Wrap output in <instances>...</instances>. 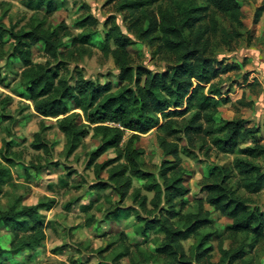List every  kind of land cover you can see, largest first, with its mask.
<instances>
[{"label": "trees", "instance_id": "trees-1", "mask_svg": "<svg viewBox=\"0 0 264 264\" xmlns=\"http://www.w3.org/2000/svg\"><path fill=\"white\" fill-rule=\"evenodd\" d=\"M23 1L33 13L27 23L19 28L12 24L9 28L0 25V39L7 35L11 41L8 59L22 67L17 87L24 90L38 117L56 120L57 129L65 139V158L84 146L90 132L99 139V147L87 154L86 169H92L96 179L90 187L95 197L111 191L118 198L109 206L106 220L112 219L119 225L132 220L131 230L142 241L149 234L155 235L153 257L161 258L160 264H213L210 262L213 248L209 242L221 236L212 230L210 212L205 209L208 206L231 222L225 230L227 238L241 239L235 248H220L217 264H251L245 251L253 254L257 246L264 244V213L251 198L264 192L263 138L259 136V128L251 127L242 118L216 122L219 107L230 102L228 92L223 91V76L239 70L236 64H227L224 58H218L219 53L233 51L248 33L240 2L115 0L117 13H123V21L128 24V35L154 48L168 67L162 72H152L135 65L128 51L131 40L115 18H109L105 22L109 28L98 49L103 57L113 61L117 72L114 89L110 84L99 85L87 80L78 71L73 86L69 84L71 72L66 65L73 59L74 50L89 44L98 25L96 18L87 15L74 24L81 33L72 40V49L64 50L63 39L71 35L69 28L63 22L56 29L47 26L56 12L54 0ZM42 8L43 16L38 18L37 12ZM263 13L264 1L254 10L253 25L260 22ZM37 45L45 59L43 64L33 62ZM247 77L248 74L243 76L244 81ZM0 87H8L1 74ZM9 101L7 98L3 103ZM240 105L248 108L251 103ZM1 120L10 121L5 116ZM153 130L164 160L156 172H148L141 170L144 151L135 149L134 143ZM42 131L40 125L30 148L49 156L50 144L42 138ZM126 133L130 137L121 145ZM178 135L186 140L187 147L180 148L168 140ZM207 140L216 153L234 159L227 167L212 166L201 181L204 200L196 202V213L183 214V201L189 190L184 185L181 156L190 157V149L197 142L202 149ZM109 151L115 153V158L97 164ZM16 159V152L3 140L0 198L5 187H16L9 169ZM52 166L58 165L31 164L35 172ZM103 173L104 180L100 177ZM133 180L142 181V188H133ZM142 192L151 194V199ZM129 197L131 206L123 209ZM53 204L43 199L34 206H26L22 197H16L9 200L5 210L0 209V228L10 237L9 249L0 247V264H5L6 254L25 255L28 260L36 254L46 240L48 225L42 213L51 211ZM94 205L89 202L81 210L88 213ZM122 211L131 214L124 216ZM93 220L90 218L88 225ZM126 240L124 233L119 234L120 252L115 255V262L129 257L130 250L123 245ZM186 241H192L188 252L183 247ZM149 260L155 264L151 256Z\"/></svg>", "mask_w": 264, "mask_h": 264}, {"label": "rangeland", "instance_id": "rangeland-1", "mask_svg": "<svg viewBox=\"0 0 264 264\" xmlns=\"http://www.w3.org/2000/svg\"><path fill=\"white\" fill-rule=\"evenodd\" d=\"M238 1L245 16L244 26L248 33L244 34L233 51L222 50L219 53L218 58H224L227 64H236L239 70L223 76V90L229 93L230 102L219 107L216 122L251 116L259 126L263 125V128L260 126V131L264 140V34H261V29H256L258 24L252 23L254 10L264 0ZM161 2L166 3L169 0H161ZM54 3L56 12L48 20L47 26L56 29L60 22H63L69 28L71 35L63 39L64 50H71L72 40L81 33L74 24L87 15L98 20L89 44L81 49L79 47L77 50L73 49V59H70L66 65L71 72L70 86H73L75 73L78 71L87 80L99 85L110 84L114 89L116 88L117 72L113 61L103 57L98 49V44L103 41L109 28L105 27V22L109 18H115L122 32L131 40L128 51L135 65H142L152 72H162L168 67L167 62L155 53L154 48L139 41L135 36L128 35L126 31L128 24L123 21L124 14L117 13L115 0H54ZM43 12L42 8L41 12H37V17L41 18ZM32 14L23 0H0V25L6 28H9L10 24L16 25L17 28L25 25ZM10 44L9 37L3 35L0 39V74L7 80L8 87H0V149L2 141L6 140L17 154L15 164L9 167L16 187L4 188V196L0 198V209L5 210L9 200L16 197H22V202L26 206H34L43 199L53 201L54 204L51 211L42 213L48 225L43 247L29 260L25 255L6 254L5 264H71V262H76L75 264H153L149 263L152 262L149 260L150 256L154 258L155 264H160L162 259L153 257L155 235L149 234L142 241L131 231L130 221L132 220L129 219L120 226L111 220H106L109 206L114 205L118 198L111 191L96 197L90 191L96 179L93 170L86 169L87 154L99 147V139L94 138L90 132L84 140V146L70 158H65L63 153L65 139L57 129L56 120H42L38 117L27 101L24 90L17 87L22 67L8 59ZM44 60L41 47L37 45L33 50V62L43 64ZM247 74L248 77L244 81L243 76ZM7 98H10V101L4 104ZM248 102H251L248 108L240 105ZM75 113L80 114V112ZM1 116H5L10 121H2ZM80 120L81 118L77 119V121ZM40 125L43 126L42 138L50 144L49 156L30 148L33 136L40 132ZM129 137L130 133H126L121 145H125ZM156 137L157 133L153 130L134 143L135 149L144 151L140 161L143 171L156 172L164 160ZM168 140L176 142L180 148L187 147V142L181 135L175 138L170 137ZM200 146L201 143L197 142L196 147L190 149L192 152L190 157L181 156L184 185L189 190L188 196L183 201L181 212L183 214L196 213V202L204 200V193L200 189L201 181L208 176L212 166L227 167L234 159L233 156L216 153L211 148L210 140L206 141L202 149ZM114 158L115 153L109 151L97 160V164ZM47 162L58 166L47 167L40 172H35L31 168V164L43 166ZM70 172L72 174L68 176ZM100 177L104 180L106 174L103 173ZM142 185V181L133 180V188L141 189ZM142 195H146L148 200L152 197L145 192H142ZM251 198L264 213V192ZM109 199L110 203H108ZM89 202L94 203V207L88 213H83L82 206H87ZM129 206H131L130 197L126 199L122 208ZM205 209L210 212L212 230L221 236L212 238L209 242L213 248L210 262L217 264L221 257L220 248L222 250L235 248L241 239L227 238L225 230L229 228L231 222L220 217L208 206H205ZM126 212L122 211L123 215L130 216L131 213ZM90 218H94V222L88 225ZM121 233L127 237L123 245L129 248L130 255L115 262L114 257L120 252L118 238ZM9 242V234L5 229L0 228V247L8 250ZM191 245L192 241L183 243L186 252ZM245 254L246 259L251 260V264H264V244L257 246L253 254L248 250Z\"/></svg>", "mask_w": 264, "mask_h": 264}, {"label": "crops", "instance_id": "crops-1", "mask_svg": "<svg viewBox=\"0 0 264 264\" xmlns=\"http://www.w3.org/2000/svg\"><path fill=\"white\" fill-rule=\"evenodd\" d=\"M238 1V0H237ZM258 1V0H257ZM259 1H262V0H259ZM256 29H261L262 30V33L261 34H264V13H263V15H262V18H261V20H260V22L258 23V25L256 26ZM224 91V90H223ZM228 95H229V93L227 94V97H228ZM248 103H251V102H248ZM240 118H242V119H244V120H247L248 122H249V124H250V126L251 127H257V128H259L260 129V126L263 128V125L262 124H260V126H259V124L257 123V122H255L254 120H252V118H251V116H247V117H240ZM260 137H262L261 136V131H260V135H259ZM263 144H264V140H263ZM113 221L112 219H109L108 221ZM114 222V221H113ZM125 222V221H124ZM116 225H118V226H120L119 224H117L116 222H114ZM132 231V230H131ZM45 243V242H44ZM43 243V244H44ZM42 247H43V245H42ZM41 247V248H42ZM40 248V249H41ZM39 249V250H40Z\"/></svg>", "mask_w": 264, "mask_h": 264}]
</instances>
